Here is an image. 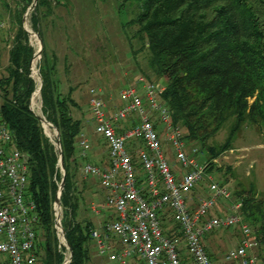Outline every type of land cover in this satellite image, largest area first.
Masks as SVG:
<instances>
[{
	"label": "trees",
	"instance_id": "16d2710c",
	"mask_svg": "<svg viewBox=\"0 0 264 264\" xmlns=\"http://www.w3.org/2000/svg\"><path fill=\"white\" fill-rule=\"evenodd\" d=\"M14 1L15 34L9 49L10 65L0 79V124L5 123L10 128L15 147L28 156V195L35 202L39 217L37 237L39 231L43 237L42 242L37 240L36 253L44 251L39 258L41 264L63 261L54 232L53 203L58 189L55 178L65 179L62 204L66 237L73 254L71 264H89L94 226L78 221L76 144L90 120L81 119L84 115L72 97L73 88H67L69 92L65 96L59 91L61 84L55 78L57 56L48 57L40 31L39 14L43 12L45 17L52 13L53 3L59 0H38L31 23L44 48L40 64L42 111L59 132L64 175L58 167L56 147L31 109L36 90L30 70L34 50L23 16L34 0ZM120 1L119 10L132 12L123 30H134L132 36L127 34L130 40L139 41L141 51L147 50L148 68L156 80L149 73L144 77L154 83L163 80L166 90L162 102L171 113L173 124L181 127L188 145L196 142L202 150L206 149L211 137L233 115L236 122L227 143L219 149L208 148L212 160L214 155L230 149L243 123H264V0ZM6 6L11 8L7 2ZM38 96L40 90L34 94L35 108ZM211 169L212 163L208 171ZM235 196L243 199L241 212L245 220L254 227L261 223L256 230L260 242L264 243L261 205L254 195L245 197L242 192H235Z\"/></svg>",
	"mask_w": 264,
	"mask_h": 264
},
{
	"label": "built area",
	"instance_id": "2783aa9c",
	"mask_svg": "<svg viewBox=\"0 0 264 264\" xmlns=\"http://www.w3.org/2000/svg\"><path fill=\"white\" fill-rule=\"evenodd\" d=\"M34 8L32 5L28 10ZM26 31L37 41L36 48L31 45L34 53L30 66L36 83L35 94L43 85L40 73L43 48L36 31ZM165 90L163 83L150 82L140 76L121 91V104L112 112H108L107 103L95 89L90 91L95 133L106 142L108 165L85 162L80 167V176L100 181L107 191L106 206L116 214L114 220L91 231L98 255L106 258L108 264H184L181 239L168 236L164 231L163 217L170 215L182 235L189 264H257L256 250L260 242L256 228L241 212L243 199L234 198L229 188L209 177V195L196 206L190 203L211 161L202 160L200 149H188L181 127L173 124L171 113L162 102ZM34 94L31 109L47 120L42 111V99H36L41 105L38 110L35 108ZM156 120L161 122L162 128L157 126ZM58 141L56 134L55 141L51 142L56 147L58 167L64 175ZM167 146L178 168L170 162ZM79 147V156L86 159L91 149L89 139L82 137ZM140 177L144 178L146 193L140 188ZM29 178L27 154L15 147L12 131L1 123L0 264H41L36 253L39 217L36 204L28 195ZM55 181L58 190L53 203L54 232L58 251L63 255L61 264H71L73 254L63 223L64 186L62 180L55 178ZM220 200L231 201L232 213H214ZM92 210L100 213L95 205ZM231 228L238 230V244L228 252L223 263L214 262L204 238Z\"/></svg>",
	"mask_w": 264,
	"mask_h": 264
},
{
	"label": "rangeland",
	"instance_id": "374dc122",
	"mask_svg": "<svg viewBox=\"0 0 264 264\" xmlns=\"http://www.w3.org/2000/svg\"><path fill=\"white\" fill-rule=\"evenodd\" d=\"M6 2L10 5V9L7 8ZM120 4V0H59L57 4L53 3L52 13L45 17L43 12L39 14L40 31L47 55L50 58L52 55L57 56L55 78L61 84L59 91L65 96L69 92L67 88H73L72 97L79 104L84 115L81 119L84 121L92 122L89 104L92 89H95L97 95L105 100L107 107L116 110L121 104V91L130 84H134L138 77L147 76L148 73L152 74L147 64V50L141 51L139 41L137 39L130 40L129 34H127L130 33L132 36L134 30H127V32L123 30L122 26L131 19L132 12H128L126 9L119 10ZM15 10L14 0H0V68H2L0 79L10 65L9 49L15 34L13 22ZM33 11L34 9L27 10L23 16L26 30L35 31L31 23ZM29 41L30 45L33 44L36 48V39L29 35ZM145 71L147 74L144 73ZM152 79L156 80L153 74ZM39 98L42 99L41 93ZM1 101L0 97V103ZM234 119L233 115L226 119L220 130L208 141L206 149L202 150L196 142L189 143L188 147L200 149L203 153L202 160H210L212 152H209L208 148L219 149L227 143L236 122ZM156 123L159 128H162L159 120H156ZM42 127L46 136L55 141L57 130L46 122L42 123ZM47 130H49V134ZM232 140L230 149L219 152L210 160L212 169L207 171L203 182L192 193L191 204L209 195L207 186L210 177L229 188L233 192L234 198H236L235 192H242L245 197H248L249 194L254 195L255 201L261 205L264 212V123H243ZM98 141L100 143L88 152L86 162L99 163L100 158L107 154L105 140L100 138ZM76 146L77 157L80 153L78 140ZM138 146L142 147L141 144ZM167 150L172 156L168 146ZM101 152L100 156L96 154ZM94 155L98 156L94 157ZM172 158L176 162L175 157L172 156ZM77 160L76 180L79 190L77 196L80 201L78 221L83 224L90 222L94 227H98V219H103L104 223L114 220L115 211L106 206L107 191L102 188L98 179H85L80 176V167L85 163V160L78 157ZM176 164L178 166L177 162ZM93 205L98 208L101 214L93 212ZM231 205V201L220 200L218 209L223 212L221 215L232 213ZM214 213L216 212L214 211ZM64 221L65 209L63 223ZM168 224L176 229L172 221ZM260 225L261 223H257L255 228H259ZM215 233L219 234L221 238L228 236L227 245L225 244L223 248L228 252L233 249L234 238L239 235L236 228ZM257 238L259 240L258 234ZM42 240L43 237L39 231L38 242H42ZM89 246L91 250L89 264H108L105 258L98 255L93 243ZM38 252L39 258H42L44 251L39 250ZM256 252L258 257H264L263 242H260ZM187 262L189 261L187 260L184 264ZM261 264H264V258Z\"/></svg>",
	"mask_w": 264,
	"mask_h": 264
},
{
	"label": "crops",
	"instance_id": "0c3cea01",
	"mask_svg": "<svg viewBox=\"0 0 264 264\" xmlns=\"http://www.w3.org/2000/svg\"><path fill=\"white\" fill-rule=\"evenodd\" d=\"M52 57H54V55H52ZM2 68H0V70H1ZM69 88V87H68ZM112 111H114V109L112 110L111 109V107H108V112H112ZM93 124V125H92ZM82 136L83 137H85V138H87V139H89V141H90V145H91V149L94 147V146H96V145H98L99 143H100V141H98V139H100L101 137L99 136V135H97L96 133H95V127H94V122L92 121V122H88L87 124H85V127H84V129H83V134H82ZM79 149H80V147H78ZM90 149V150H91ZM89 150V151H90ZM80 151H81V149H80ZM80 154V153H79ZM79 154H78V158H81L80 156H79ZM96 154H98L99 156L100 155H102V152L99 154V153H96ZM103 154H104V152H103ZM98 155H94V157L95 156H98ZM169 157V160H170V162L172 163V165H174L175 166V168H178V166H177V164H176V162L174 161V159L172 158V156H168ZM203 158V157H202ZM87 159H88V156H87V158L86 159H84L85 161L84 162H86L87 161ZM94 164H98V165H102V166H107L108 165V152H107V154L104 156H102V158H100V161H99V163H94ZM139 183H140V188L143 190V192H147V188H146V185H145V182H144V178L143 177H140V180H139ZM193 199V198H192ZM197 202H193L194 204V206H196L197 204H198V202H199V200H196ZM191 203V202H190ZM215 212L216 213H218V214H221V213H223L220 209H218V208H216V210H215ZM101 214V213H100ZM100 219H98L97 220V222H98V227H94V228H100L103 224H104V220L103 219H101L100 221H99ZM173 222L174 223V221L172 220V217L169 215V217L168 216H166V215H164V217H163V227H164V231H165V233L168 235V236H171V237H174V238H179V239H181V243H180V253H181V258H182V260H184V263L188 260L189 262H187V263H190V259H189V256H188V254H187V252H186V250H185V248H184V242L182 241V235H181V233H180V231H179V229L177 228V226H176V224H175V228L177 229H174L173 227H170L169 226V222ZM103 223V224H102ZM97 224V223H96ZM228 236H224V238H221V236H219V234H217V233H212V234H210V235H208V236H206L205 238H204V244H205V246H206V248H207V251L209 252V254H210V256H211V258H212V260L214 261V262H217V263H223L224 261H225V257H226V255L228 254V250L226 249H224L223 247H224V245L226 244L227 245V241H228ZM234 240H235V243H234V247L235 246H237V244H238V236L237 237H235L234 238ZM231 242H232V240H231ZM233 247V248H234ZM103 258V257H102ZM263 258L264 257H259V264H261L262 262H263ZM106 259V258H105ZM262 261V262H261ZM2 262V261H1ZM3 264H6V263H4V262H2ZM186 263V264H187Z\"/></svg>",
	"mask_w": 264,
	"mask_h": 264
},
{
	"label": "water",
	"instance_id": "95a60500",
	"mask_svg": "<svg viewBox=\"0 0 264 264\" xmlns=\"http://www.w3.org/2000/svg\"><path fill=\"white\" fill-rule=\"evenodd\" d=\"M37 2H38V0H34L33 8L36 6ZM38 37H39V39H40L41 46H42V48H43V42H42V40H41V37H40V36H38ZM41 52H42V50L40 51V53H41ZM31 63H32V61H31ZM31 63H30V66H31ZM161 83H163V80L160 81V84H161ZM41 89H42V87L40 88V91H41ZM37 116L40 118V120H41L42 123H43V122H46V123L50 124L51 126H53V124H51L50 122H48L47 120H45V119L42 118L41 116H39V115H37ZM53 127H54V126H53ZM54 128H55V127H54ZM55 129H56V128H55ZM56 130H57V129H56ZM57 137L59 138L58 145L61 146V143H60V136H59V132H58V130H57ZM60 156H61L60 163H61V166H62V168H63V170H64L63 158H62V150H61ZM64 184H65V179L62 180V185L64 186Z\"/></svg>",
	"mask_w": 264,
	"mask_h": 264
},
{
	"label": "bare ground",
	"instance_id": "6f19581e",
	"mask_svg": "<svg viewBox=\"0 0 264 264\" xmlns=\"http://www.w3.org/2000/svg\"><path fill=\"white\" fill-rule=\"evenodd\" d=\"M31 30H32V29H31ZM38 91H39V90H38ZM38 98H39V96H38ZM40 105H41V104H39V103L36 104V109H37V110H38V108L40 107ZM45 125H46V124H45ZM47 132H48V134H49V130H47ZM52 136H53V135H52ZM53 137H54V136H53Z\"/></svg>",
	"mask_w": 264,
	"mask_h": 264
}]
</instances>
